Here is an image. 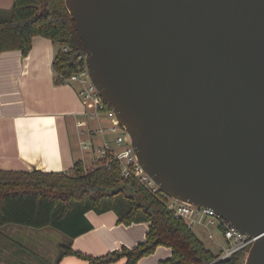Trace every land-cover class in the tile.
Here are the masks:
<instances>
[{
	"label": "water",
	"instance_id": "obj_1",
	"mask_svg": "<svg viewBox=\"0 0 264 264\" xmlns=\"http://www.w3.org/2000/svg\"><path fill=\"white\" fill-rule=\"evenodd\" d=\"M65 5L143 170L256 237L245 264H264V0Z\"/></svg>",
	"mask_w": 264,
	"mask_h": 264
},
{
	"label": "trees",
	"instance_id": "obj_2",
	"mask_svg": "<svg viewBox=\"0 0 264 264\" xmlns=\"http://www.w3.org/2000/svg\"><path fill=\"white\" fill-rule=\"evenodd\" d=\"M72 27L65 0H14L10 9H0V54L19 50L27 55L35 36L51 39L60 47L53 63L56 81L66 83L79 70V57L86 53L72 42ZM64 47L68 51H63ZM122 170V162L111 152L90 171L82 161L61 173L0 170V227L52 228L64 234L66 240L60 244L54 264L67 255L90 264L121 258H126V264H137L159 246L172 252L159 264H245L246 250L220 259L222 251L208 248L186 219L168 209L170 197L162 191L152 193L134 176L125 177ZM89 211H114L124 224L148 222L146 239L133 248L123 247L99 257L75 251L73 239L93 229L86 216Z\"/></svg>",
	"mask_w": 264,
	"mask_h": 264
},
{
	"label": "crops",
	"instance_id": "obj_3",
	"mask_svg": "<svg viewBox=\"0 0 264 264\" xmlns=\"http://www.w3.org/2000/svg\"><path fill=\"white\" fill-rule=\"evenodd\" d=\"M13 3L14 0H0V9H10ZM59 49L51 39L35 36L27 55L19 50L0 54V170L61 173L69 172L82 161L85 170L90 171L100 160L98 158L91 167L86 166L85 150L90 145L81 135L86 131L103 133L104 123H109L110 118L103 117L105 114L93 117L96 106L80 95L78 83H57L53 63ZM105 146L117 151L108 142ZM86 216L93 229L72 242L73 249L85 255L99 257L123 247L133 248L146 239L149 230L148 222L120 223L114 211L102 214L89 211ZM25 231L24 227L17 225L0 227V252L9 250V257L3 256L5 259L1 258L0 264L50 263L44 259L39 263H33L29 258L12 259L10 252L19 253L25 249L5 241L21 239L27 234ZM222 246L224 244H220L221 249ZM171 254L170 248L159 246L137 264H159ZM55 260L51 263L54 264ZM126 261L121 258L108 264H126ZM58 264L90 262L76 255H67Z\"/></svg>",
	"mask_w": 264,
	"mask_h": 264
},
{
	"label": "built area",
	"instance_id": "obj_4",
	"mask_svg": "<svg viewBox=\"0 0 264 264\" xmlns=\"http://www.w3.org/2000/svg\"><path fill=\"white\" fill-rule=\"evenodd\" d=\"M62 50L68 51V47H64L62 48ZM79 60L82 63L79 67V70L75 72L71 77L67 78L65 82L78 83L81 86L80 95L85 100L94 102L96 106L93 117L98 118L101 114H105L113 121L111 130L113 132L117 131V127L121 125L117 120L115 111L103 100L99 90L92 82L89 74V67L86 62L87 54L85 53L81 55L79 57ZM127 141L128 139L123 135H119L116 138L117 145L125 144L127 143ZM84 145L85 148H88L87 144L84 143ZM109 152H112L114 154L115 159L122 162V174L125 177L134 176L142 186H144L152 193L161 191L159 185L155 183V181L143 170L142 166L139 164L132 144L122 152L113 151L108 146L98 148L99 158H105ZM168 209L173 211L176 217L186 219L189 223L190 228L192 229L196 225L202 226L206 229H209L210 226H216L217 228L221 229V226H223L224 230L221 229V231L226 243L224 246H222V254L220 256V259L230 257L240 250H246L247 259L249 250L256 241V237L242 234L239 229H237L230 223H227L213 209L197 207L193 204L171 197L168 203ZM209 238L212 240L215 239L214 235L211 232H209Z\"/></svg>",
	"mask_w": 264,
	"mask_h": 264
},
{
	"label": "rangeland",
	"instance_id": "obj_5",
	"mask_svg": "<svg viewBox=\"0 0 264 264\" xmlns=\"http://www.w3.org/2000/svg\"><path fill=\"white\" fill-rule=\"evenodd\" d=\"M103 117L107 118L106 115H103ZM107 122L109 123L107 124L104 123L105 129H103V133L91 134V133H87L86 131L85 134L81 135V138L85 140L88 145H90V148L88 150H85L86 166L88 165L89 167H91L93 166L94 162L98 161L99 158L98 148L105 147L106 142L114 146V148L117 150L116 152H122L132 144L131 137L122 126L117 127V131L113 132L112 130H110V128L113 126V121L111 119H108ZM119 135L125 136L128 139L127 143L117 146L115 143H116V138ZM99 159H103V158H99ZM24 228L26 230L25 233L27 234H24L21 239L11 238L12 240L5 241V243H9V245L10 244L19 245V249L21 247L25 249L24 252H19V253L10 252L13 260L19 261L23 258H29L28 260L31 262L39 263L44 260H48L52 262L54 259L58 257L60 253V244L65 242L66 240V236L64 234L52 228H45V229H32L28 227H24ZM194 229L197 232V234L200 236V238L205 242L206 246L215 252H219V250L221 249L220 244L225 245L226 243V241L223 238V233L221 229L217 228L216 226H210L209 229H206L202 226L196 225ZM209 232H211L214 235L215 237L214 240L209 238ZM7 251L8 252L5 251L0 252V260L1 258L5 259L3 258V256L9 257V250ZM245 261H246V257H245Z\"/></svg>",
	"mask_w": 264,
	"mask_h": 264
}]
</instances>
